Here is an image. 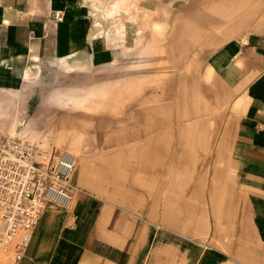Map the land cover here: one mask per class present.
<instances>
[{"label": "crops", "instance_id": "1", "mask_svg": "<svg viewBox=\"0 0 264 264\" xmlns=\"http://www.w3.org/2000/svg\"><path fill=\"white\" fill-rule=\"evenodd\" d=\"M83 1L0 0V117L11 111L14 129L31 117L37 126L32 139L13 137L54 144L50 107L66 105L88 88L81 84L69 92V82L132 58L134 50L124 43L89 35ZM196 1L190 0L188 13L218 7L212 14L218 18L253 17L202 58L219 110L230 114L221 126L223 163L217 169L225 186L206 181L211 170L181 174L178 162L195 160V153L169 151L174 142L181 144V129L191 128L179 113L194 109L177 104L169 108L176 115L165 120L162 105L151 109L140 102L139 121L134 117L123 135L108 141L138 144L141 152L100 153L91 165L79 164L71 205H46L14 264H264V0ZM70 2L76 6L68 12ZM99 80L89 84L95 88ZM154 111L159 115L148 114ZM189 138L182 145H190ZM148 145L160 151L149 152ZM4 256L3 264L13 262Z\"/></svg>", "mask_w": 264, "mask_h": 264}, {"label": "rangeland", "instance_id": "2", "mask_svg": "<svg viewBox=\"0 0 264 264\" xmlns=\"http://www.w3.org/2000/svg\"><path fill=\"white\" fill-rule=\"evenodd\" d=\"M125 2L126 8H121V12L115 13L112 21L103 25L106 26L105 34L110 36L108 38L111 42L124 43L134 50L132 58L114 68L102 70L99 75L87 74L82 80L78 78L69 82V92H75V87L81 84L88 88L85 87L78 96L69 97L66 105L60 106L57 103L50 107L52 113H47L46 118L55 132L52 143L79 154H76V168L82 163L91 165L92 156L100 153L125 151L138 154L141 152L138 144H110L108 140L123 135L125 124L133 123L134 117L139 121L141 115L137 106L140 102L150 108L162 105L165 120H168L166 116L176 115L169 108L179 104L181 110L182 106L195 110L190 114L183 111L179 113L180 122H190L191 128L181 129V144L176 141L168 146L169 151L174 149L176 152L185 150L186 153H195V160L178 162L181 174L196 172L197 176L201 170H206L209 175L211 170V177L208 176L206 181L213 186H225L217 169L222 168L223 163L219 149L223 129L221 126L222 123L229 122L230 114H223L219 110V101L208 86L210 81L205 76L202 58L209 51L210 45L215 46L221 39L236 35L240 29H245V25L251 24L253 17L246 14L218 18L212 15L220 11L218 7L213 10L205 9L202 3L200 7L205 12L199 13L197 8L196 13H188L190 0ZM198 2L200 0L196 1ZM90 3V0L82 2L81 7L85 12L91 8ZM109 3L110 0L96 2L100 7H106ZM178 27L181 28L180 31ZM188 30L192 32L187 34ZM188 35L190 39H187ZM138 36L140 41L137 40ZM97 78L100 82L96 81L99 84L92 88L89 83ZM64 108L66 113L60 114L59 111L65 110ZM12 113L8 112L7 117H4L7 120L0 124V135L11 136L10 128H14ZM148 114L159 115L156 111ZM20 125L16 129L19 130ZM188 137L190 145H182L183 142H188ZM158 148L148 145V151L152 153L157 152ZM165 163L167 166L164 168L171 169L170 162ZM196 176L197 180L204 179L203 175ZM184 177L187 176L182 178ZM217 189L220 193L221 189Z\"/></svg>", "mask_w": 264, "mask_h": 264}, {"label": "built area", "instance_id": "3", "mask_svg": "<svg viewBox=\"0 0 264 264\" xmlns=\"http://www.w3.org/2000/svg\"><path fill=\"white\" fill-rule=\"evenodd\" d=\"M76 165L77 155L59 145L0 135V253L20 261L46 205H71Z\"/></svg>", "mask_w": 264, "mask_h": 264}, {"label": "bare ground", "instance_id": "4", "mask_svg": "<svg viewBox=\"0 0 264 264\" xmlns=\"http://www.w3.org/2000/svg\"><path fill=\"white\" fill-rule=\"evenodd\" d=\"M84 1H86V0H84ZM90 1H92V3H90L91 8L89 10H87V12H86V14L90 17L91 24H92V31H90L91 34H89V35L91 37L92 36L93 37L94 36L95 37L96 36H101L105 40H109L108 37H110V36H108V35L105 34L106 26H104L103 23H105L107 21H112L111 19H114L115 13L121 12V8H126V2L125 1H127V0H110L109 5H107L106 7H100V5H97L96 4V2L99 3L100 0H90ZM75 6H76V2H70L67 7L65 6V8L69 12L71 9H74ZM153 23L154 24H157V22H155V21H153ZM122 40H123V38H122ZM137 40L140 41V36H138V39ZM136 47H137V45H136ZM136 47H135V49H136ZM74 49H76V48H74ZM6 120H5L4 117H0V124H2L3 122H5ZM37 123H38V121H37ZM8 124H10V122H8ZM34 127H37V126H35V118L34 117H31L28 122L23 123L21 125V127L19 128V130L18 129H14V128H10L9 135H11V136L12 135L13 136H19V137H22V138H31L32 139L34 132H37V131H35L36 128H34ZM38 141H40V140H38ZM77 155H79V154H77ZM5 261H7V258L4 255H1L0 254V264H3Z\"/></svg>", "mask_w": 264, "mask_h": 264}]
</instances>
